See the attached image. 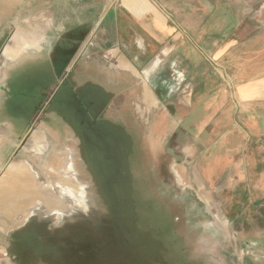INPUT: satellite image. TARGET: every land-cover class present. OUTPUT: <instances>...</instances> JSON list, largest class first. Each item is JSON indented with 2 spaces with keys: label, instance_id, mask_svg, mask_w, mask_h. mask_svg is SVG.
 Masks as SVG:
<instances>
[{
  "label": "crops",
  "instance_id": "crops-1",
  "mask_svg": "<svg viewBox=\"0 0 264 264\" xmlns=\"http://www.w3.org/2000/svg\"><path fill=\"white\" fill-rule=\"evenodd\" d=\"M257 4L0 0V50L10 59L46 57L58 73L82 59L84 73L108 88L112 102L124 96L152 110L177 107L171 125L176 138H170L186 157L179 163L180 185L206 193L212 207L220 194L227 218H255V234L264 235V146L244 145L247 127L264 138V5ZM104 54L121 65L106 79L98 60ZM168 116L160 113L157 127ZM6 143L0 137V150ZM170 158L178 184V158ZM26 170L15 162L4 171L0 215L6 219L47 200ZM16 172L25 178L16 182Z\"/></svg>",
  "mask_w": 264,
  "mask_h": 264
},
{
  "label": "rangeland",
  "instance_id": "rangeland-1",
  "mask_svg": "<svg viewBox=\"0 0 264 264\" xmlns=\"http://www.w3.org/2000/svg\"><path fill=\"white\" fill-rule=\"evenodd\" d=\"M259 2L257 7L264 5V0ZM98 60L106 69L102 78L121 70L112 54ZM172 80L178 83V77ZM112 103L113 122L127 140L119 133L112 146L110 136H101L93 156L83 153L79 139L70 132L73 128L63 136L54 134V129L45 135L42 132L49 129L43 125L25 147L24 160L16 158V165L29 171L27 160L42 162L29 152L58 153H48L45 162L55 187L35 181L42 186L47 199L43 206L50 212L30 220L39 249L19 250L9 240L27 221L22 217L26 209L34 210L31 205L17 210L21 217L16 219L0 215V264H264V235L255 234V218H227L220 194L212 207L206 193L180 185L184 177L179 163L186 157L171 139L176 138L171 125L177 107L169 104L152 110L124 96ZM160 113L169 114L168 125L157 127ZM246 129L245 146H264L263 137ZM170 156L178 158V184L168 166ZM86 159L88 163L95 159V168L87 166ZM21 178L25 177L16 172V182Z\"/></svg>",
  "mask_w": 264,
  "mask_h": 264
},
{
  "label": "flooded vegetation",
  "instance_id": "flooded-vegetation-1",
  "mask_svg": "<svg viewBox=\"0 0 264 264\" xmlns=\"http://www.w3.org/2000/svg\"><path fill=\"white\" fill-rule=\"evenodd\" d=\"M81 63L82 59L73 60L71 65L58 73L46 57L10 59L0 50V137L6 138V145H9V148L0 150V175L16 162V158H22L25 147L34 134L42 132L43 125L49 129L42 132L45 135H49L50 129L61 136L72 132L79 139L83 153L89 151L93 156L98 153L101 136H110L112 146L117 143L119 133L125 140L128 139L113 122V100L108 88L102 83L96 84L90 74L84 73ZM69 128L74 130L69 132ZM48 153L58 155L44 151L39 157L33 150L29 155H36L42 162L27 160L25 163L37 181L55 187L52 171L46 166V160L50 158ZM36 156L35 160L38 159ZM95 163V159L93 163H88L86 159L87 166ZM40 212L45 216L50 214L44 206L30 211L25 224L9 237L11 246L24 251L32 247L39 249L35 244L36 236L29 229L30 220L40 216Z\"/></svg>",
  "mask_w": 264,
  "mask_h": 264
}]
</instances>
